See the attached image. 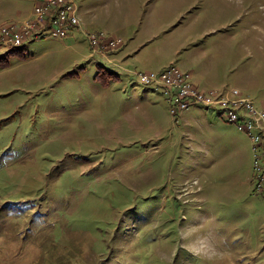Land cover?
Segmentation results:
<instances>
[{
    "label": "rangeland",
    "instance_id": "1",
    "mask_svg": "<svg viewBox=\"0 0 264 264\" xmlns=\"http://www.w3.org/2000/svg\"><path fill=\"white\" fill-rule=\"evenodd\" d=\"M37 1L0 0V29L33 19ZM80 6L90 32L120 48L92 57L76 28L0 56L3 195L30 202L35 223L45 218L39 233L78 252L63 264H264V130L252 139L214 107L174 117L165 91L135 74L175 64L200 90L232 87L262 107L264 0Z\"/></svg>",
    "mask_w": 264,
    "mask_h": 264
},
{
    "label": "built area",
    "instance_id": "2",
    "mask_svg": "<svg viewBox=\"0 0 264 264\" xmlns=\"http://www.w3.org/2000/svg\"><path fill=\"white\" fill-rule=\"evenodd\" d=\"M76 28L82 29L80 0H40L34 9L33 19L22 25L6 24L0 29V56L12 49L23 47L32 38H66ZM83 32L87 36L93 56L118 49L123 44L121 38L104 32ZM135 74L142 83L165 91L174 117L182 115L192 107H214L220 109L228 121L237 124L239 130L248 133L252 139L261 138L264 130V104L257 107L239 89L227 86L222 91L200 90L192 81V74L175 64L160 72Z\"/></svg>",
    "mask_w": 264,
    "mask_h": 264
},
{
    "label": "trees",
    "instance_id": "3",
    "mask_svg": "<svg viewBox=\"0 0 264 264\" xmlns=\"http://www.w3.org/2000/svg\"><path fill=\"white\" fill-rule=\"evenodd\" d=\"M92 57L94 56L92 55ZM1 150L2 148L0 146V151ZM17 159H13V160H17ZM42 160L46 161L45 159ZM13 163L15 164V167L22 165L21 163H17L16 161H12L10 165H12ZM28 176L31 175L29 173H26L24 177L27 178ZM10 180H11V175H10ZM10 180L8 179V182ZM11 185H12L11 182H9V184L5 182V185L2 184L0 185V198L2 201L0 202V224H2L1 227L4 226V223H8L11 217H13L14 219L18 217L20 223H15L14 226L16 227H13L10 231L8 229L5 230L4 232L1 230L3 233L1 232L2 234L0 236L2 237V239L0 238V242L3 243L0 248V257L10 258V260H12V264H25L28 260L22 261L21 257L33 258L34 256L36 257L37 255L40 256L43 254H45V256L49 254L47 257L49 264L50 263L63 264L66 261L67 257L68 260L72 262L73 261L71 259L72 256H75L76 257L75 260L79 262L80 260H78L79 258L78 252L72 250L71 248L70 251L65 250L62 242L60 243V240L58 239L55 233L54 234L45 233L44 235L42 232L39 233V231L41 230L43 231V228L46 226V223H42L43 220H45V218L44 217L42 218V220L40 221L41 223H35L36 219L39 218L38 217L39 215H36V213L38 212L37 210L31 209L32 207L30 206L31 205L30 202L20 201L19 199H17V197L13 198V196L11 195L10 196L12 198H9L7 195H3V193L11 194L9 192ZM31 186L27 187V189H30ZM42 187H40L39 190ZM32 198L33 199L30 200L34 201L38 197L34 196ZM22 206H29V209ZM6 215H9V217H6ZM52 229L54 230V226ZM47 230L49 229L47 228ZM30 235H33L34 237H39L43 235L44 237L42 238V241L40 243L26 244L25 238Z\"/></svg>",
    "mask_w": 264,
    "mask_h": 264
},
{
    "label": "crops",
    "instance_id": "4",
    "mask_svg": "<svg viewBox=\"0 0 264 264\" xmlns=\"http://www.w3.org/2000/svg\"><path fill=\"white\" fill-rule=\"evenodd\" d=\"M40 0L37 1V3L39 2ZM34 10V9H33ZM33 10H32V13L30 15L31 18L34 17V13H33ZM81 17H82V29H79L81 32H83L84 30L86 31H90L89 30V27L90 25L93 24V19L92 17L89 16V13H82L81 11ZM84 33V32H83ZM118 51V50H117ZM92 55V54H91ZM104 57V56H103ZM165 69V68H164ZM190 73H192V71H188ZM193 74V73H192Z\"/></svg>",
    "mask_w": 264,
    "mask_h": 264
}]
</instances>
